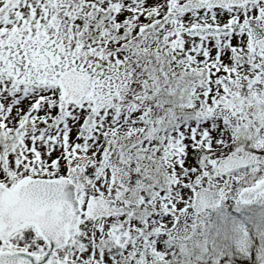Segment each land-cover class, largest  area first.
Listing matches in <instances>:
<instances>
[{
	"label": "snow or ice",
	"instance_id": "snow-or-ice-1",
	"mask_svg": "<svg viewBox=\"0 0 264 264\" xmlns=\"http://www.w3.org/2000/svg\"><path fill=\"white\" fill-rule=\"evenodd\" d=\"M0 264H264V0H0Z\"/></svg>",
	"mask_w": 264,
	"mask_h": 264
}]
</instances>
